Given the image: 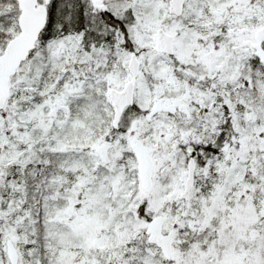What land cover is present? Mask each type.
Instances as JSON below:
<instances>
[{"label":"snow or ice","instance_id":"snow-or-ice-1","mask_svg":"<svg viewBox=\"0 0 264 264\" xmlns=\"http://www.w3.org/2000/svg\"><path fill=\"white\" fill-rule=\"evenodd\" d=\"M0 264H264V0H0Z\"/></svg>","mask_w":264,"mask_h":264}]
</instances>
